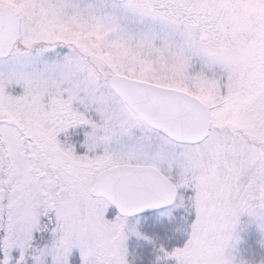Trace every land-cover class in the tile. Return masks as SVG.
<instances>
[{"label":"snow or ice","instance_id":"1","mask_svg":"<svg viewBox=\"0 0 264 264\" xmlns=\"http://www.w3.org/2000/svg\"><path fill=\"white\" fill-rule=\"evenodd\" d=\"M260 6L0 4V264H236L241 217L264 247Z\"/></svg>","mask_w":264,"mask_h":264},{"label":"rangeland","instance_id":"2","mask_svg":"<svg viewBox=\"0 0 264 264\" xmlns=\"http://www.w3.org/2000/svg\"><path fill=\"white\" fill-rule=\"evenodd\" d=\"M245 4H259L260 0H242ZM29 0H0V4L13 10L18 16H29V10L26 5ZM254 15H264V6L253 7L251 9ZM249 127H251L249 125ZM239 240L235 247L229 251L233 255L236 264L246 261L247 264H260L264 260V247H261L259 240L260 233L256 230L255 225L250 223L246 217H241L237 228Z\"/></svg>","mask_w":264,"mask_h":264},{"label":"water","instance_id":"3","mask_svg":"<svg viewBox=\"0 0 264 264\" xmlns=\"http://www.w3.org/2000/svg\"><path fill=\"white\" fill-rule=\"evenodd\" d=\"M6 10H8V11H10V12H12L14 15H17L15 12H13L12 10H10L9 8H6V7H4ZM18 16V15H17Z\"/></svg>","mask_w":264,"mask_h":264}]
</instances>
